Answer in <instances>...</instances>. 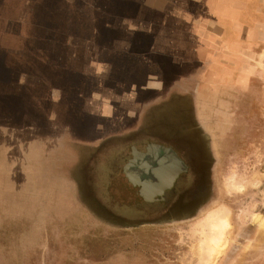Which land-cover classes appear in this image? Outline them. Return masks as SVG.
Returning <instances> with one entry per match:
<instances>
[{
	"label": "rangeland",
	"instance_id": "rangeland-1",
	"mask_svg": "<svg viewBox=\"0 0 264 264\" xmlns=\"http://www.w3.org/2000/svg\"><path fill=\"white\" fill-rule=\"evenodd\" d=\"M31 1L28 10L36 15L35 20L39 23L47 19L48 1L40 0L38 8L34 6L37 0ZM125 1L111 3L121 7L131 4ZM20 2L16 10L27 9L28 0ZM109 3L101 0V8ZM63 9L70 11V6L64 5ZM129 15L127 12L126 16ZM70 19L73 17L66 15L63 29L68 21L72 22ZM25 24H21L22 33ZM5 25L2 20L0 66L11 65V72L13 64L22 66L20 62L28 46L20 35H8ZM186 29L180 28L179 34L189 32ZM71 35H80V31L69 32L67 36ZM152 44H147L144 53H132L137 56L129 59L124 71L118 73L120 80L129 85L135 80L141 82L147 69L144 71L143 65L136 71L135 61L156 62ZM219 52L214 49L207 60H213ZM245 57L246 62L240 67L244 78L226 82L221 88L224 94L214 98L213 115L197 113L201 123L210 125L212 192L191 217L158 211L152 201L136 199L133 206L126 205L124 209L111 200L128 197L122 179L116 181L123 150L130 146L127 141L139 145L142 138L169 135L167 125L172 123L167 120L171 118L173 122L183 115L179 112L184 109L183 99L175 98L156 107L159 112L153 129L142 130L133 140H113L98 150L94 144H82L84 137L79 132L83 126L79 114L83 104L81 92L91 93L88 84L82 87L81 73L71 79L67 77L64 89L54 90L55 84L48 82V72L45 73L48 60L46 63L36 57L29 66L39 71V77L47 79L42 82L31 79L33 82L25 91L12 82L13 76L9 79L0 75V264H201L204 232L212 217L221 213L226 214L228 225L222 239L225 246L220 254L214 255V264H264V226L255 222L256 215L264 216V41ZM154 62V68L160 69L161 65ZM204 63L195 59L181 61L174 77L191 85L196 80L199 83ZM36 72L33 70L29 75L38 78ZM169 96L167 92L164 99ZM46 106L36 111L41 115L32 114L35 107ZM85 148L78 170L70 171L73 161L70 150ZM151 152L133 162L134 167L129 166L134 178L141 177L138 167L148 168L145 172L155 170L159 175V186L158 181L142 176L143 192L148 197L166 187L182 165L177 160L172 167L168 163L173 157L164 156L161 160L155 155L161 162L159 167H148L151 156L154 157ZM63 169L80 181L82 170L83 184L79 183V190L66 181L64 174L60 176ZM112 190L122 193L112 195Z\"/></svg>",
	"mask_w": 264,
	"mask_h": 264
},
{
	"label": "crops",
	"instance_id": "crops-1",
	"mask_svg": "<svg viewBox=\"0 0 264 264\" xmlns=\"http://www.w3.org/2000/svg\"><path fill=\"white\" fill-rule=\"evenodd\" d=\"M37 1H33L36 8L42 2ZM44 1H48V17L38 23L36 15L28 10L31 0H28L27 9L23 8V11L16 10L20 0H0V22L5 20V32L12 36L20 35L26 43L24 45L28 46L24 51V60L20 62L22 66L13 64L14 69L10 72L11 65L1 63L0 75L9 79L13 76L12 82L16 83L18 89L25 91L31 86V79L39 82L47 79L46 76L39 77V71L29 66L36 57H41L45 62L48 60V70L45 73L48 72V82L55 84L52 87L54 90L59 87L64 89L67 77L71 79L81 73L82 87L88 84L87 88L91 93L81 92L83 104L79 114L82 115L83 126L79 132L84 137L82 144H94L98 150L106 143L114 142L113 140H133L143 133L142 130L153 129L159 112L156 107L175 98L183 99L184 109L179 111L183 115L173 122L171 118L167 120L172 123L167 125L169 135L148 136L147 139L142 138L139 145L127 141L130 146L126 145L123 150V160L116 175V181L122 179L128 190L126 198L118 197L116 200L111 197L112 202L117 204L116 207L126 209V205L133 206L136 199L156 202V194L147 197L149 199L142 195L141 183H145L143 180L134 183L128 177L129 169L127 171L126 165L132 161L130 166L134 167L133 162L148 155L152 149V157L156 160L162 149L165 152L168 150L162 139H175L176 131L185 129V126L190 127L180 126V122L187 123L191 114L204 112L205 96L215 84L218 86L223 81L244 78V70L241 71L240 67L246 62L245 56L250 50L259 49L264 41V0H128L131 4L122 7L111 3L113 0H107L110 3L103 9L101 0ZM64 5H69L70 11L63 9ZM19 7L21 8V2ZM127 12H130L129 17L126 16ZM66 15L68 18L71 15L73 19L63 29ZM23 22H26V30L22 33L20 28ZM185 27L189 32L179 34V29ZM78 30L80 35L67 36L69 32ZM77 39L83 41H74ZM150 43H153L151 53L156 62L152 59L135 61L136 71H140L143 65L144 71L147 69L141 82L135 80L129 85L125 80H120L118 73L124 71L129 59L135 58L140 52H146L147 44ZM214 49L220 52L215 54L213 60L208 61L207 55ZM134 51L137 55H132ZM190 59L206 61L200 73L201 82L197 83L196 80L192 85L174 77L177 64ZM153 62L160 64V69L156 70ZM14 70H23L25 73L13 72ZM33 70L37 71L38 78L29 75ZM167 92L171 96L164 99ZM46 108L47 106L35 107L32 114L41 115L36 111ZM70 151L69 157L73 160L70 171L78 170L86 148ZM95 152L97 151H92ZM163 157L160 159L164 160ZM174 157L171 164L168 163L172 167L178 160ZM138 170L142 177L141 167ZM63 174L68 179L66 181L73 183L79 190V183L83 184L82 170L81 181L75 180L77 178H73L71 172L66 173L65 169L61 170L60 176ZM153 174L155 178L152 180L158 181L159 185L157 173ZM110 193L115 195L122 192L112 190Z\"/></svg>",
	"mask_w": 264,
	"mask_h": 264
},
{
	"label": "flooded vegetation",
	"instance_id": "flooded-vegetation-1",
	"mask_svg": "<svg viewBox=\"0 0 264 264\" xmlns=\"http://www.w3.org/2000/svg\"><path fill=\"white\" fill-rule=\"evenodd\" d=\"M222 84L219 83L218 86L215 84L211 92H207L203 105L206 114L213 115L214 98L221 97L224 94L221 88L226 85V81H223ZM214 88H217V90ZM182 125H190V127L185 126V129L176 131V137L173 140L162 139L168 150L165 152L162 149L160 156H158L159 159L163 156L167 159L169 156H175L174 158H177L182 165L178 173L171 176L169 184L165 188H160L161 190L156 194L158 200L153 201L155 204L153 206L161 212H171L180 217H191L208 200L212 192L211 161L213 149L209 137L210 125L206 126L201 123L197 114H191L187 123L180 122V126ZM159 159L155 160L152 157L148 163L156 167ZM146 169L148 168L144 167L142 169L143 176L154 179L153 170L145 172Z\"/></svg>",
	"mask_w": 264,
	"mask_h": 264
},
{
	"label": "bare ground",
	"instance_id": "bare-ground-1",
	"mask_svg": "<svg viewBox=\"0 0 264 264\" xmlns=\"http://www.w3.org/2000/svg\"><path fill=\"white\" fill-rule=\"evenodd\" d=\"M224 214L225 213H221L213 216L208 228H205L206 230L203 235L205 243L203 242L204 246L202 247L204 254L201 264H214V255L220 254L219 252L222 247L225 246L222 239L225 228L228 225V221L226 220V214ZM255 222H259L258 224L262 223L264 226V216L261 214L256 215Z\"/></svg>",
	"mask_w": 264,
	"mask_h": 264
},
{
	"label": "water",
	"instance_id": "water-1",
	"mask_svg": "<svg viewBox=\"0 0 264 264\" xmlns=\"http://www.w3.org/2000/svg\"><path fill=\"white\" fill-rule=\"evenodd\" d=\"M134 157H136V153H134ZM133 160H135V159H133ZM132 163V161H130L127 165H126V169H127V171H128V169H129V166L130 165H132L131 164ZM160 161H158V165H160ZM148 167H150V166H152L150 163L147 165ZM153 167H155V166H153ZM156 167H159V166H156ZM153 172H155V170H153ZM127 174H128V177L134 182V183H138V182H141V180H143L141 177H137V178H134V176H132L129 172H127ZM176 175V174H175ZM158 177H159V175H158ZM140 178V179H139ZM159 180H160V177H159ZM143 187H144V185H143V183H141V193H142V195L146 198V199H149V198H147L148 196H146L145 195V193L143 192Z\"/></svg>",
	"mask_w": 264,
	"mask_h": 264
}]
</instances>
